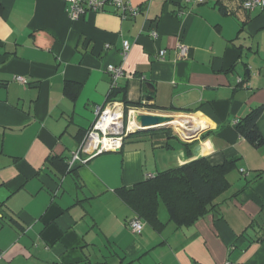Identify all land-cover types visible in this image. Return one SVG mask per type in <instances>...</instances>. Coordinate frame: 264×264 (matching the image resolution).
I'll return each mask as SVG.
<instances>
[{"label":"crops","instance_id":"1","mask_svg":"<svg viewBox=\"0 0 264 264\" xmlns=\"http://www.w3.org/2000/svg\"><path fill=\"white\" fill-rule=\"evenodd\" d=\"M125 1L139 13L108 4L74 21L62 0H0V264H264V143L236 128L264 106V9ZM110 65L125 73L117 101L188 116L185 135L198 134H136L71 167L110 101ZM258 128L264 138V112ZM182 143L213 166L236 160L229 190L189 227L161 206L165 226L134 234L119 191L188 163Z\"/></svg>","mask_w":264,"mask_h":264},{"label":"trees","instance_id":"2","mask_svg":"<svg viewBox=\"0 0 264 264\" xmlns=\"http://www.w3.org/2000/svg\"><path fill=\"white\" fill-rule=\"evenodd\" d=\"M119 93L120 90L112 91L108 101L116 100ZM123 103L126 108H147L141 104H129L125 100ZM263 112L264 106L255 109L236 125L239 134L256 146L264 143L258 128V120ZM162 132L172 138L170 129ZM154 133H140V136ZM182 145L190 156L188 163L150 177L132 189L119 191L120 197L134 211L135 216L159 231L165 226L159 218L161 206L167 209L170 222L178 228L189 227L208 213L215 212L221 205L219 199L230 188L228 175L238 168L236 160H226L222 165L213 166L206 158L196 159L192 156V144Z\"/></svg>","mask_w":264,"mask_h":264},{"label":"built area","instance_id":"3","mask_svg":"<svg viewBox=\"0 0 264 264\" xmlns=\"http://www.w3.org/2000/svg\"><path fill=\"white\" fill-rule=\"evenodd\" d=\"M67 5V11L72 20H79L87 12H102L109 4L117 8L123 13V17L129 14L137 15L140 11L139 8H133L129 2L125 0H62ZM188 2L190 0H187ZM202 2V0H197ZM244 7L247 11H256L257 9H264V0H246ZM153 35H157L155 32ZM130 43L123 42V54L127 56L130 50ZM179 56L184 57L187 55L188 48L183 43L178 45ZM165 54L164 51L160 56ZM108 72L111 75V92L118 90V81L125 76L124 70L121 67L110 65ZM20 83H26L24 77H16ZM133 108H126L123 102L117 100H110L104 106H97L95 108L96 120L92 129L87 133L84 140L80 144L79 150L74 154L71 161V167L78 161L83 162L80 155L81 153L87 154L90 157L102 154L107 151L120 150L123 146L124 139L128 136L129 132V118ZM112 141L111 146L106 147L104 140ZM145 223L135 216L129 221L130 230L134 234H141L144 230ZM226 264H233L227 262Z\"/></svg>","mask_w":264,"mask_h":264},{"label":"water","instance_id":"4","mask_svg":"<svg viewBox=\"0 0 264 264\" xmlns=\"http://www.w3.org/2000/svg\"><path fill=\"white\" fill-rule=\"evenodd\" d=\"M249 74V71H247ZM151 98L150 97H143V101L147 102ZM142 111V110H137ZM175 121V117L173 114L170 113H157V112H148L144 111L137 116V122L139 124V128L135 131L129 132V134H140V133H150V132H160L162 130L174 128L172 123ZM192 138H187L188 140L193 139L196 135ZM119 151V150H117Z\"/></svg>","mask_w":264,"mask_h":264},{"label":"bare ground","instance_id":"5","mask_svg":"<svg viewBox=\"0 0 264 264\" xmlns=\"http://www.w3.org/2000/svg\"><path fill=\"white\" fill-rule=\"evenodd\" d=\"M141 114V112L139 111H135L133 110L131 113H130V118H129V130L130 131H135L136 129L139 128V124L137 122V116ZM173 116L175 117V121L172 123L175 131L177 133H179L183 138L187 139V138H190L191 135H185L187 134V130H191V120L188 116H183V115H174ZM112 144V141L111 140H108V139H105L104 140V145L106 147H109L111 146Z\"/></svg>","mask_w":264,"mask_h":264},{"label":"rangeland","instance_id":"6","mask_svg":"<svg viewBox=\"0 0 264 264\" xmlns=\"http://www.w3.org/2000/svg\"><path fill=\"white\" fill-rule=\"evenodd\" d=\"M145 111H148V112H149V110H145ZM142 112H144V111H142ZM150 112H153V111H150ZM174 114H175V113H174ZM176 114H179V113H176ZM94 118H95V116H94ZM170 130H171L172 134L174 133V134L178 135L174 128H171ZM137 136H138V135H132V136L128 137L127 139H128L129 141H131V140L133 141ZM127 139H126V140H127ZM162 208H164V207H162Z\"/></svg>","mask_w":264,"mask_h":264}]
</instances>
